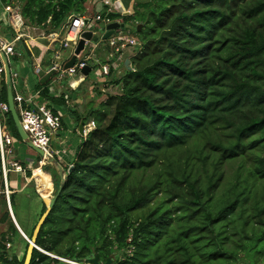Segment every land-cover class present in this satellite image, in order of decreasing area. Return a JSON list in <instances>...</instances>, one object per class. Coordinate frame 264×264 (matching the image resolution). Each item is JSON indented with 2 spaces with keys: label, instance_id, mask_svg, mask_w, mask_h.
Here are the masks:
<instances>
[{
  "label": "trees",
  "instance_id": "1",
  "mask_svg": "<svg viewBox=\"0 0 264 264\" xmlns=\"http://www.w3.org/2000/svg\"><path fill=\"white\" fill-rule=\"evenodd\" d=\"M86 1L0 3L9 35L27 27L41 38L68 15L92 10ZM101 15L120 19L124 30L133 25L141 49L130 57L134 70L122 64L123 72L103 79L120 93L98 90L101 101L85 114L67 109L76 124L92 120L95 128L63 167L59 190L56 169L46 190L48 174L33 175L55 201L35 239L43 252L33 248L29 264H87L94 255L112 264H256L264 256V0H132L129 13ZM22 48L31 65L38 47ZM0 117L21 141L10 112ZM1 196L0 263L23 264L28 242ZM40 205L28 239L46 210Z\"/></svg>",
  "mask_w": 264,
  "mask_h": 264
},
{
  "label": "built area",
  "instance_id": "2",
  "mask_svg": "<svg viewBox=\"0 0 264 264\" xmlns=\"http://www.w3.org/2000/svg\"><path fill=\"white\" fill-rule=\"evenodd\" d=\"M91 4H93L92 9H94L93 15L90 16V12L88 11L82 14H70L58 29L41 37V39L45 40V42L42 44L44 51H49L51 56L49 65L47 68L43 69L41 64L36 62L32 66V71L38 78L40 77L41 73H45V75L48 76L47 91L49 92V96L54 94L52 91H54L55 86L58 88V86H61V84H66L68 89L74 90L76 88V83L88 77L89 73L92 72L93 67L95 70L93 75V84H99L96 86L102 93L108 91L112 87V85H107L104 83L103 79L105 80L111 70H116L117 73L118 68H120L122 64L124 65L126 59L129 60V70H134L130 62V57L134 56L135 53L140 51L141 42L134 34H132L129 30H124V28L114 29L111 35L105 40L101 39L103 41L101 44L93 42L92 38L89 41L84 40L83 50H81L78 55H75V61L73 65L71 67L64 68V64L73 55L74 48L78 40L81 39L82 33L90 31L92 32L93 37V29L98 28L100 22H104L105 26L111 22L121 23L120 19L112 21L108 16L103 17L101 12L106 9L108 13H129L132 0H130V6L127 8L124 6L123 0H92ZM5 10L7 11L6 8ZM104 31L105 28L103 33ZM33 38L34 37L31 35V32L27 27H24L23 30L19 31L15 35H9L8 38L5 35H0V77H2L4 74V63L1 59V54L5 56L9 65L10 59L12 57H17V59L22 58V43L31 41ZM96 48H100L101 52H104L103 62H101L98 58H92ZM126 50H130V55L128 53L127 55L129 56L127 57L125 56ZM65 54L66 56L63 57ZM86 66H89L90 70L87 75H83L81 70ZM17 80L18 73L11 71L12 99L19 117V122L28 139L37 148L44 152V157H42V161L40 162V166L37 168V170L45 172L44 165L47 161L46 156L54 157V153L51 149L52 135H57V133L61 130V119L59 115L53 113L51 108H49L46 103H37L34 101L35 97L39 96V90L34 92V99L32 97L25 98L19 92L20 88H18L17 84L13 85V81L16 82ZM59 97H61V94H59ZM62 97L65 100L66 105L70 106L72 103L70 96L66 95ZM7 111V103L0 102V112ZM94 128L95 123L94 121L90 120L83 127L82 132L83 134L87 135L88 132ZM12 146L13 139L7 133L5 126L2 125L0 117V166L2 173L0 182H2L4 187L3 194L5 196L6 205L9 212H11V207L9 204L10 191L8 189L7 174L11 170L22 172L23 168H25L18 164V162L9 160L12 152ZM71 166V163L66 165L67 170L70 169ZM5 246L7 249L9 248V244H5Z\"/></svg>",
  "mask_w": 264,
  "mask_h": 264
},
{
  "label": "crops",
  "instance_id": "3",
  "mask_svg": "<svg viewBox=\"0 0 264 264\" xmlns=\"http://www.w3.org/2000/svg\"><path fill=\"white\" fill-rule=\"evenodd\" d=\"M0 35L1 36L5 35L7 38L9 36L7 11L1 5V3H0ZM43 42H45L44 39L37 38V37L36 38L34 37L33 40H31V43L35 44L39 49L37 51V55L32 56V64L31 65H28L27 61L24 58H21V59L13 61L10 69L12 72L18 73V80L16 82L13 81V85L17 84L18 88H20L19 92L25 98L26 97H32L33 98L34 92L35 91L37 92L39 90L38 91L39 96L35 97V99L33 98L34 101L37 103H46L49 106V108H51L53 113L60 116L61 130L57 133V135H52L51 149L54 153L55 159L61 164L62 167H64V166L71 163V161L74 158V155H75V152H76L78 145L80 144L81 140L85 137V134H83V132H82V135L79 134V131H78L79 122L76 124V122L74 120V116L71 115V113H69L67 111V109H73L76 106V104H79V103H80L79 106H81V104L83 103V100L81 99L80 93L86 92V89L88 90L86 92L87 93L86 99L87 100L91 99L93 97L92 92L95 91L96 87L94 88L93 81H89L88 77H86L85 79L76 83V85H75L76 88L74 90L68 89L66 84H64V85L61 84V86H58V88H57V86H55L54 91H52V93H54L52 96H49L48 91H46V95H43L42 92L44 89H42V87H43V84L47 82L48 76L45 75V73H41L40 77L38 78L33 73L32 67H31L36 62H39L43 69L47 68L49 65V61H50L51 56H50L49 51L48 52L44 51V48L42 47ZM127 54L128 53H125L126 57L128 56ZM38 79H39V81H38ZM95 85H99V84H95ZM59 94H61V98L59 97ZM66 95L70 96V99L72 100V103L70 106L66 105L65 100L62 97V96H66ZM57 100L60 101L58 104L56 103ZM62 100H64V101H62ZM89 102H91V101H89ZM87 104L84 105V107H81V108H83V110H82L83 113L81 112L82 114L86 113ZM63 105H65L66 109L63 107ZM79 106L77 105L76 108ZM85 107H86V109H85ZM76 108H75V110L73 109V111H79V110H76ZM88 122L89 121L86 120L85 124H83V127ZM21 144H22V141H19L17 139L13 140V148H14V146L16 147V146H19ZM22 147L28 148L27 152L30 153L29 147H27L23 144H22ZM51 173H52V168H50L49 172L47 173V174H49L50 180H51V176H52ZM27 185H29L28 182H26L25 186L22 185L21 187L18 188L16 185H13L11 182V187L15 189V192L17 193L16 195H22L24 193L23 189ZM11 211H12V209H11ZM12 214H13V212H12ZM13 217L15 219V222H16L19 230L23 233L24 236H26V233L29 232V230L28 231L26 230L28 228V225L22 219L20 220L19 215L16 214V216H14V214H13ZM20 231H18V232L21 233ZM0 264H3V263H0Z\"/></svg>",
  "mask_w": 264,
  "mask_h": 264
},
{
  "label": "rangeland",
  "instance_id": "4",
  "mask_svg": "<svg viewBox=\"0 0 264 264\" xmlns=\"http://www.w3.org/2000/svg\"><path fill=\"white\" fill-rule=\"evenodd\" d=\"M14 1L16 2V4H19V0H14ZM91 1H89V0L86 1L85 6H84L85 10H87L90 7ZM89 12H90V16L93 15L94 14V9L90 10ZM127 27H128V30L131 32V29H132L133 25L129 24V25H127ZM104 28H105V23L104 22H100L99 27L93 29V32H94L93 37H92V41L93 42H96V43H99V44H101L103 42L101 40V37L103 35ZM132 34H134V33H132ZM136 38H137V36H136ZM126 53H129V55H130V50H126ZM66 54L63 55V57H65ZM101 54H102V56H97V58L101 62H103L104 61V57H103L104 52H101ZM123 71H124V68H122V66H121L120 68H118L117 74H119V73H121ZM94 72H95V70H94V67H93L92 72L89 73V75H88V80L89 81H93ZM76 77H77V75H76ZM1 78L2 77H0V81H1ZM93 86L97 87L96 85H93ZM98 90L99 89L97 87V89H95V91L92 92L93 97L91 99H88V100L86 99L87 98L86 97V95H87L86 92L88 91L87 89H86V92L80 93L81 94V99L83 100V103L81 104V106H79L80 103L76 104V106L78 105L79 107L76 108V106H75L73 109L75 110V108H76V110H79V111H76V112L82 114L83 113L82 112L83 108H81V107H84V105H86L89 101H92L94 105L99 104V101H101L100 100L101 97L97 95ZM109 93L117 94V93H120V90H119L118 87L115 88L114 85H112V87L108 91L104 92L103 94H109ZM96 98H97V100H96ZM85 109H86V107H85ZM1 121H2V125L5 126L7 133L12 137V139L13 140L14 139H18L16 136H14V132L11 130L10 123L9 122L7 123L5 118H4V120L1 119ZM22 144L25 145L23 142H22ZM22 144L19 145V146H16V147L14 146V148H13V146L11 147V151L12 152H11V156L9 157V160L10 161H16V162H18V164L22 165L25 168L22 167L23 168L22 172H17L16 170H13V171L11 170L10 173L8 174V177H9V186L10 187H11V182H12L13 185H16L18 188L21 187L22 185L25 186L26 182L29 183V185L24 187V189H23L24 193L22 195H17L16 196L15 214L19 215L20 220L22 219L28 225V228L26 230L27 231L29 230V232H30L32 227H33V225H34V223L37 220L38 213H39L40 208H41L40 204L42 202H44V200H47L48 199L47 197L49 195L45 197L44 195H42L40 193V191H39V189L37 187L36 179L33 177L34 173L35 174L38 173L37 168H39V166H40V162L42 161V157H40L32 149H30V153L27 152L28 148L22 147ZM29 172H30V174H28ZM48 176H49V174L48 175L45 174L44 177H43V180H42L43 186L40 187L43 190L44 189L46 190L48 188V186H47L48 181H49L48 180ZM3 191H4V187L2 185V186H0V216H1L2 212H3V206H4L3 205V201H2V196H1ZM50 193L52 194L51 189H50L48 194H50ZM3 227H4L3 224L0 223V231L4 230ZM22 246H23V244L21 245L17 241H16V243H14V252L17 254L18 257L22 256V251H23ZM256 264H264V256H260L257 259V263Z\"/></svg>",
  "mask_w": 264,
  "mask_h": 264
},
{
  "label": "water",
  "instance_id": "5",
  "mask_svg": "<svg viewBox=\"0 0 264 264\" xmlns=\"http://www.w3.org/2000/svg\"><path fill=\"white\" fill-rule=\"evenodd\" d=\"M123 27V24L122 23H118V22H111L109 24H107L105 26V31L101 37L102 40H105L108 36L111 35V33L113 32L114 29H118V28H122ZM140 25L137 26V31L140 30ZM92 38V32L90 31H87V32H84L82 33L81 35V39L78 40L75 48H74V51H73V55L70 57V59L64 64V68H68V67H71L75 61V55H78L80 53L81 50H83V46H84V40H91ZM1 59L4 63V78H5V86H6V103H7V106H8V111L10 112L11 114V117H12V121L15 125V128L17 130V133L21 139V141L27 146L29 147L30 149H32L35 153H37L40 157H44V152L42 150H40L39 148H37L27 137L26 133L23 131L22 129V126L19 122V117H18V114H17V111L15 109V106H14V103H13V99H12V87H11V71H10V67L6 61V58L3 54H1ZM128 64H129V60L126 59L125 62H124V65L126 67V69H129L128 67ZM90 70V67L89 66H86L84 69L81 70L82 74L83 75H87L88 72ZM82 129H83V124L82 122L79 123L78 125V131H79V134L82 135ZM47 157V161H46V164L44 165V171L45 172H49L50 168H54L56 169V173L58 174L59 176V180H60V184L58 186V190L61 188V185L62 183L64 182V178H65V170L64 168L61 166V164L54 158V157H51V156H46ZM69 170V169H68ZM55 201V195L54 196H50L48 197L47 200H44V203L46 205V210L44 211V213L41 215V217L38 219L36 225H35V228L33 230V234H32V237L31 239H28L27 236H24L23 233L19 230L16 222H15V219L13 217V214H12V211L9 212V215L11 217V220L13 222V224L15 225L16 229L18 231H20L21 233V236L28 242V247H27V250H26V254H25V258H24V261H23V264H29L30 262V259H31V253H32V249L33 248H36L37 250L43 252L42 250H40L36 245H35V239H36V236L38 234V231L43 223V221L45 220L49 210L51 209L53 203ZM46 254V253H45ZM49 255V254H48ZM53 258H57L55 256H52V255H49ZM62 261H65V262H69V261H66V260H63V259H60ZM71 263V262H69ZM71 264H74V263H71ZM87 264H112V258L111 256L108 257L106 259V261L104 263H99L98 260H97V256L94 255L92 258L88 259L87 260Z\"/></svg>",
  "mask_w": 264,
  "mask_h": 264
},
{
  "label": "clouds",
  "instance_id": "6",
  "mask_svg": "<svg viewBox=\"0 0 264 264\" xmlns=\"http://www.w3.org/2000/svg\"><path fill=\"white\" fill-rule=\"evenodd\" d=\"M83 130V129H82ZM86 136V135H85ZM46 173H48V172H46Z\"/></svg>",
  "mask_w": 264,
  "mask_h": 264
}]
</instances>
